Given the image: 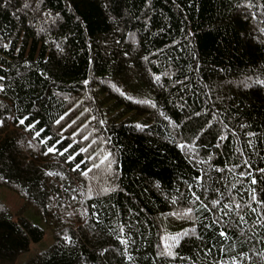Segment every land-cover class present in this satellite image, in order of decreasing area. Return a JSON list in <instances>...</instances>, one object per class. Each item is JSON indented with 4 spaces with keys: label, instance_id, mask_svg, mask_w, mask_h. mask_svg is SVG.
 Here are the masks:
<instances>
[{
    "label": "trees",
    "instance_id": "obj_1",
    "mask_svg": "<svg viewBox=\"0 0 264 264\" xmlns=\"http://www.w3.org/2000/svg\"><path fill=\"white\" fill-rule=\"evenodd\" d=\"M248 2L0 0V186L24 201L13 210L0 198V264H213L240 252L250 256H239L242 264H264V221L251 211L264 204L250 199L255 189L264 201V86L252 83L264 79V0ZM195 111L203 114L188 122ZM21 116L39 121L50 144L62 134L56 148L74 160L43 155ZM206 120L211 131L194 151L178 147ZM102 150L115 161L111 171L97 159ZM192 192L209 206L223 195L214 212L198 203L191 215L199 219L173 215ZM28 208L53 242L19 263L45 235L24 216ZM192 227L195 235L172 249L178 257L156 255L162 237Z\"/></svg>",
    "mask_w": 264,
    "mask_h": 264
},
{
    "label": "snow or ice",
    "instance_id": "obj_2",
    "mask_svg": "<svg viewBox=\"0 0 264 264\" xmlns=\"http://www.w3.org/2000/svg\"><path fill=\"white\" fill-rule=\"evenodd\" d=\"M246 7L247 8H252L253 7V3L251 2V0H249V2L247 3ZM261 7H264V5H261ZM56 16H59V13H56ZM252 18H256V14L255 13H252ZM77 19H79V17H77ZM258 31L261 34V36L259 37L260 43L264 44V27H260L258 29ZM191 35H192V33H188L189 37ZM5 47H7V45H5ZM57 47H59V45H57ZM193 58L196 59L195 56ZM144 59L147 60L148 57L145 56ZM193 70H195V69H193ZM2 79H4V77H0V80H2ZM156 79H159V77H156ZM185 79H187V77H185ZM246 79H251V78L248 77ZM83 83L85 85H87L89 83V80L85 79L83 81ZM252 83L256 84V85L264 86V79L257 78L255 80H253ZM250 86L251 85L249 83L244 82V87L247 88V87H250ZM2 90H3V86L0 85V91H2ZM64 99L67 100L68 97L65 96ZM128 99L131 100L132 97H128ZM77 103H79V102H77ZM139 103L148 104V103H150V101L141 100V101H139ZM152 107L155 108L156 105L152 104ZM68 111H71V107L68 109ZM84 111L88 112L89 110L88 109H84ZM159 114L161 116H164L165 120H169V117L166 116L163 112H161ZM202 114L203 113L201 111H195V112L192 113V116H187L186 119L188 120V122H191L193 117H200ZM65 116H67V112H65L63 115L59 116L58 118H56L54 120V123L57 124V125H61V122L65 120ZM213 119H216V117L213 116ZM26 121H29V117L28 116H21L20 118H18L19 125L23 126L25 131L31 132L33 139H37L38 142L41 145L44 146L43 149H42L43 155L47 156V155H49L51 153V154H54V155H59V156H61L62 159H65L67 161H73L74 160L73 155L68 153V149L67 148H60V149L56 148V144H58L60 142V138H62V134H61L60 137L55 138V143L50 144V142L53 141L54 137L47 136V135L42 137L41 133L45 131L44 128H39L38 130H35V129H37V125L40 123L39 121L28 122V123H26ZM73 123H75V121H73ZM99 123L103 124L104 121L101 120V121H99ZM181 123H183V121ZM171 126H172V128L174 130H176L177 135H179V132L182 131L181 124H179V123L172 122ZM211 126H212L211 125V121L206 120L204 124H202V125H200L198 127L196 132H193V134L191 136H187L186 138H184L182 140V142L178 145V147H180L181 149H188L189 152L194 151L195 150V145L202 138V136L199 135V134H204L206 128L210 132L211 131ZM69 127H70V125H69ZM137 127H147V125H143L142 126V125L138 124ZM225 127H227V125H225ZM242 127H243V125H242ZM73 135H75V133H73ZM248 135L252 136V135H254V133L249 132ZM85 139H87V138H85ZM249 143H251V142H249ZM30 146H31V144H30ZM68 147L70 148L71 145H68ZM80 151L81 152H85L86 150L84 148H80ZM110 156H111V152L107 151V150L100 151L99 155L97 156V159H100L102 163L107 165V169L109 171L112 170L113 165L115 164L114 160L109 159ZM89 158H91V157H89ZM209 159H211L210 156H209ZM93 167L96 168V167H99V165H97L95 163V161H93ZM75 170L80 175H86L87 174V173L79 171L80 170V164H76L75 165ZM217 171H220V170L217 169ZM259 171L262 174H264V169H259ZM48 175H53V173H48ZM240 175L241 176H245L246 173L241 172ZM194 179L200 180L201 178L200 177H195ZM252 183L255 184L256 180L252 179ZM188 187L191 189L193 187V185L189 184ZM233 187H235V185H233ZM116 190L117 189L115 187L111 188V189H109V188H101L100 191L97 193V195H103L105 192H115ZM89 191H91V189H89ZM222 195L223 194H221V197L212 199L211 200V206H209L208 204L202 203L201 200H200V196H197L195 194V192H192V196L194 197V199H192L190 201L189 205L185 208L184 213L183 214H181V213H173V215H178V216H181V218L189 219V220L199 219L198 217L194 218L191 215V213H194L196 211V207L195 206L199 203L200 208L204 209L205 211L214 212L217 209V206L220 205V199L222 198ZM172 199H173V203H175L176 202V197L173 196ZM250 199L252 201L257 202V203L264 204V201H258L257 200L255 189H252V194H251ZM249 206H251V205H249ZM228 207H229L228 204H224L223 207L220 208V211L225 216L229 215V213L224 211V209H227ZM236 207L239 208L240 205L236 204ZM251 211H252V213H256L257 216L260 217V220L256 221L257 223L264 221V211L258 212L255 207H252ZM219 222L220 221H218V220H213L212 221L213 224L219 223ZM238 222L240 224H243V223H246L247 221L245 220V217L243 215H239L238 216ZM224 223H228V221H224ZM230 226H232V225H230ZM204 227H205V229H207L209 227V225H204ZM121 231H123V229H121ZM190 235H195V227H192L191 229L182 230V232H178V233H176L174 235H171V236L162 237V239L165 241V243H164L163 249L161 251H158L156 253V255L157 256H166V257H178V252L173 251L172 250L173 247L174 246L175 247H179L180 243H181V240L184 239L185 237L190 236ZM219 236L222 237V238H229L228 237V233L223 229V227L221 228V230L219 232ZM197 238L198 239H202V237H197ZM64 239H65V241L71 242V238L69 236H67V235L64 237ZM118 239H119V237H118ZM169 240H171L173 243L172 244L167 243V241H169ZM0 243H3V241H0ZM120 243L124 244L125 241L123 239H120ZM158 247H159V245H158ZM208 251L211 252V247L208 248ZM261 255L264 256V253H261ZM239 256H243L246 259H250V256H249L248 253L240 252V253H238L237 256L229 257L228 261H224V260L214 261L213 264H242V262L238 259ZM128 259L129 260H133V257L129 255Z\"/></svg>",
    "mask_w": 264,
    "mask_h": 264
},
{
    "label": "rangeland",
    "instance_id": "obj_3",
    "mask_svg": "<svg viewBox=\"0 0 264 264\" xmlns=\"http://www.w3.org/2000/svg\"><path fill=\"white\" fill-rule=\"evenodd\" d=\"M0 198L7 203L13 210H18L23 204V199L16 194L14 191L10 190L5 186H0ZM33 214V217L29 215V213ZM24 216L27 217L31 222L41 226L45 230L44 238L38 243H32L30 246V250L25 254L21 255L19 258V263L26 262L32 257L36 256L40 252L46 250L53 242V235L51 230L47 225H44L41 222H38L35 218H39L42 222H44L41 217L35 214L32 208H28ZM45 223V222H44Z\"/></svg>",
    "mask_w": 264,
    "mask_h": 264
}]
</instances>
